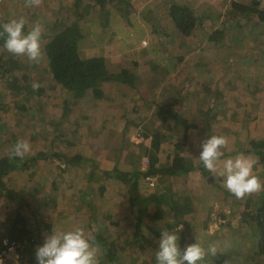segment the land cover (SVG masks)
<instances>
[{
  "label": "rangeland",
  "instance_id": "374dc122",
  "mask_svg": "<svg viewBox=\"0 0 264 264\" xmlns=\"http://www.w3.org/2000/svg\"><path fill=\"white\" fill-rule=\"evenodd\" d=\"M174 1L193 7L198 19L204 15L189 36L178 32L168 7L159 0H128L122 4L113 1L105 11L89 0L1 1L5 7L0 8V21L24 17L25 31L39 23L41 45L60 20L79 23L84 35L80 45L82 57H104L110 72L126 69L134 73L136 80L135 88L107 86L100 100L77 99L48 79L41 58L33 61L27 56L25 62L36 65L28 80L33 85L32 92L23 83L20 86L24 88L19 90L13 88L12 79H0V153L10 151L18 140H26L31 150L25 156L40 152L46 155L45 160L31 169L14 172L6 180L11 189L27 200L23 215L33 232L25 239L28 246L35 243L36 249L53 228L84 227L92 238L98 232L115 243L118 248L115 264H154L161 230L183 229V226L169 228L176 222V212L163 207L165 218L152 230L142 227L138 234L134 227L137 214L130 209L128 186L102 174L132 172L137 168L147 171L143 161L144 157L149 158L145 148L151 147L147 139L152 138L145 139L144 135L151 136L157 130L169 138L158 152L159 160L164 161L168 153H173V144L182 132L165 124L160 107L174 96L180 103L176 112L184 111L188 118L193 114L192 118L200 115L203 119L208 107L219 113L220 118L192 130L188 136L186 153L196 164L201 162L198 159L201 143L210 135L209 130L229 141L224 149L227 157L247 146L254 149L251 141L264 140V57L259 55L264 50V32L256 27V16H247L232 5L254 3L264 9V0ZM152 8L158 19L154 21L156 33L146 17ZM216 30L224 32L219 46L210 39ZM39 89L44 92L39 94ZM256 114L260 117L253 121ZM55 153L95 160L101 179L90 180L91 162L81 161L71 167L55 157ZM245 155L259 159L254 153ZM222 167V161L218 162L215 172L218 182L222 181L219 176ZM197 175H201V182L194 178ZM203 178L204 174L195 170L169 184L174 191L170 197L177 201L183 194L179 202L193 207V212L184 216L191 227L181 240V247L197 240L206 251L211 245L216 253L224 255L227 261L219 264H255L242 261L258 251L253 227L244 226L235 232L232 224H237L242 211L237 215L233 209L230 214L226 212L235 197ZM155 183L151 190L146 179H142L143 195L157 192V179ZM102 185L105 187L101 194ZM16 207L0 197L3 239ZM145 221L154 225L147 217ZM99 252L102 258V250ZM205 260L216 264L211 255Z\"/></svg>",
  "mask_w": 264,
  "mask_h": 264
},
{
  "label": "trees",
  "instance_id": "16d2710c",
  "mask_svg": "<svg viewBox=\"0 0 264 264\" xmlns=\"http://www.w3.org/2000/svg\"><path fill=\"white\" fill-rule=\"evenodd\" d=\"M1 1L2 0H0V8L5 7ZM89 1L94 3V7L105 11L109 3L113 1H118L122 4L128 0ZM159 1L168 7L169 15L174 22V25L176 26L178 32H180L183 36L191 35L193 30L196 28L198 21L200 22L204 19H202L204 15L201 19H198L194 8L187 4L174 0L173 4H168L162 0ZM232 5H234L236 9L239 8L244 11L247 16H256L258 19V25H256V27L260 29L261 33L264 32V9L259 8L254 3L248 5L234 2ZM159 8L156 9L158 10ZM152 10L148 12L146 17L150 25H152V31L156 33L157 30L154 27V25H156L154 21H157L158 19L156 20V17L153 15L154 10ZM127 13H125V15ZM2 23H6V21L1 20L0 24ZM54 26L55 27L49 31L48 40L45 44L41 45V60L42 64L46 67L48 79L64 88L70 97L77 99L100 100L106 94V87L109 85L116 86L119 84L121 86L125 85L135 88L136 80L133 72L123 69L118 73H112L109 71L104 57H82L80 45L84 35L79 23H63V21L60 20V22ZM223 36V31L216 30L211 34L210 39L215 41L219 46L221 43L220 38ZM0 50L2 51V53H0V79H12L14 85L13 88L21 90V88L25 87L28 91L32 92L33 90L31 89H33V85L29 84L28 80L30 77L29 74L33 72L36 65L33 67V65L27 64L24 60L26 56H15L9 53L2 46V41H0ZM5 61H7V63ZM21 83H23L24 87L20 86ZM43 92V89H39V94H42ZM175 97L176 96L160 107V112L164 117L165 124L168 127H175L177 130H181L182 132L173 144V153H168L164 161L159 160L158 152L162 150V145L168 141L169 138H167L162 131L157 130L154 131L151 136L148 134L144 135L145 139L149 137L152 138L147 139L149 140L151 147L147 146L145 148L146 154L149 155V168L147 171L143 172L139 168L134 169L132 172L123 173L103 171L102 175H105L107 178H117L123 184L128 186L130 209L132 211L136 210L137 214L134 227L136 228V232L138 234L142 231V227L146 226L152 230L157 222H161L165 218L166 213L163 207L165 208V206H167L171 208L170 211L172 210L173 212H176V222L173 226L170 225L169 228L177 229L183 226V229L179 232V236L181 240H184V235L191 227L189 225L190 223L184 219V216L192 213L193 207L185 202H179V199H183V194H179L182 198L180 197L177 201L173 199V197H170L174 191L170 189L171 186H169V184L173 183L176 178L179 179V177H184L195 170H199L204 174L203 179L204 181H207L206 183H210L212 186L218 188L221 186L215 176L204 168L202 161L199 164H196V162H194L186 153V144L188 136L191 134L190 132L192 130L204 128L206 124H209V122L215 121L220 117L217 111L212 112V107H208V109L203 112V119L198 114V117L196 118H192L193 114L188 118V115L184 111L176 112L175 108L180 106V103L178 100L174 99ZM189 109H191V107ZM7 110L8 109H5V112ZM65 110V112L69 111L68 106H66ZM56 126V129H58V125ZM250 146L254 149H247L249 148L247 146L242 150L240 149L241 151L237 150L234 152V156L240 153H254L259 157L260 164L264 165V140L260 142L251 141ZM54 155L60 161H63L67 166L71 167L80 164L81 161L91 162L93 164V168L90 170V180L101 179V177L97 174L98 163L95 160L84 158L79 155L70 156L66 153H55ZM45 156L44 152H40L37 155H28L21 159L14 158L11 154V150L4 154H2V151L0 153V197H5L17 206L16 210L13 212L14 217L12 220L11 217L8 220L9 232H7L6 237L10 241L16 242L22 246L21 253L23 258H27L24 259L29 264H36V249L34 248L35 243L28 246V242L25 241L27 236L33 233L31 229L28 228L27 220L23 215V210L28 207V203L22 193L16 192L8 186L6 180H8L10 175L14 172L27 171L31 169L32 166L37 164L40 160H45ZM225 158H227V155L224 153V157H222L221 160ZM262 168H264V166H262ZM146 177H154L157 179L158 183L157 192H150L147 196L143 195L140 185V181L142 179H146ZM212 177L215 179H212ZM260 180L263 182L262 184H264L263 170L260 171ZM104 187V185L100 187L101 194L104 192ZM214 205L215 203H213V206ZM145 217L153 220L154 225L149 226L145 221ZM238 220L244 226L253 227L252 235L258 242L257 253L253 254L254 256L252 255V257H245L242 261L244 263L247 261L254 262L255 264H264V188H261L260 191L250 193L247 199V204L245 205L244 210L242 209V213ZM92 236L95 243L100 246V250L103 252L104 260L99 262V264H115L118 251L115 243L112 241L110 242L98 232ZM3 248V237H0V253L3 251ZM209 261L210 260H204L203 263L208 262V264H213L209 263ZM211 261L219 264L220 262L225 263L227 260L223 254L216 253L215 256L211 255ZM153 263L155 264V261Z\"/></svg>",
  "mask_w": 264,
  "mask_h": 264
},
{
  "label": "clouds",
  "instance_id": "9594fccd",
  "mask_svg": "<svg viewBox=\"0 0 264 264\" xmlns=\"http://www.w3.org/2000/svg\"><path fill=\"white\" fill-rule=\"evenodd\" d=\"M24 17L10 19L0 24L2 46L15 56H27L38 61L42 55V29L36 23L25 31ZM228 141L224 136L209 135L201 143L198 159L206 170L215 173L217 164L224 157ZM31 146L26 140H18L11 149L14 158H24ZM219 171L223 186L237 198L264 188L260 180L259 159H253L243 153L229 156L222 161ZM177 231L161 230L158 247L155 252V264H203L207 255H216V248L209 246L207 251L199 241L181 247V238ZM98 245L88 235L84 227L70 230L51 229L43 243L35 250L36 264H99Z\"/></svg>",
  "mask_w": 264,
  "mask_h": 264
},
{
  "label": "built area",
  "instance_id": "2783aa9c",
  "mask_svg": "<svg viewBox=\"0 0 264 264\" xmlns=\"http://www.w3.org/2000/svg\"><path fill=\"white\" fill-rule=\"evenodd\" d=\"M146 44V42H144ZM145 167L149 168V158L144 157L143 161ZM156 178L146 177L147 188L153 189L156 186ZM3 251L0 253V264H29L24 261L23 255L21 253V245L10 241L8 238L3 239Z\"/></svg>",
  "mask_w": 264,
  "mask_h": 264
},
{
  "label": "crops",
  "instance_id": "0c3cea01",
  "mask_svg": "<svg viewBox=\"0 0 264 264\" xmlns=\"http://www.w3.org/2000/svg\"><path fill=\"white\" fill-rule=\"evenodd\" d=\"M239 3V2H238ZM240 4H246V3H243V2H241ZM262 52H264V50H261ZM262 52H261V54H259V55H261L262 57H264V54H262ZM260 59V58H259ZM108 63V62H107ZM259 90H261L260 88H259ZM261 91H263V90H261ZM259 115L258 114H256L252 119H253V121H256V120H258L259 119ZM200 133V131H198L197 132V134H199ZM209 134L210 135H216L215 133H212L210 130H209ZM203 135V134H202ZM220 136V135H219ZM229 142V141H228ZM245 155V154H244ZM230 156H232L231 154H230ZM234 156V155H233ZM226 159V158H225ZM221 161H223V160H221ZM264 171V168H260V171ZM212 173V175L213 176H217L215 173H213V172H211ZM200 176L201 175H197V176H195L194 178L195 179H199V182H201L202 181V179L200 178ZM212 179H215V178H213L212 177ZM219 183H220V187L221 188H223L224 189V191H228L224 186H223V184H222V181L220 180L219 181ZM227 194H229V196L230 195H232V198H234L235 197V200H232V201H235V202H231V205H230V207L228 208V210H226V212H228V214H230V212H231V209H233V210H235L237 213L235 214V215H237L238 213H239V211H242V209L244 210V208H245V205L247 204V199H248V197H249V195L250 194H246L244 197H242V198H237L236 196H234L231 192H227ZM241 203V204H240ZM237 208V209H236ZM227 217H229V216H227ZM240 217V216H239ZM239 217H237V220H236V222H237V224L235 225V224H232L233 226H234V231L235 230H242L243 229V227H244V225L238 220V218ZM209 227H210V225H209ZM236 232V231H235ZM98 249H99V251H100V246H98ZM98 251V253H101V252H99ZM98 259L100 260L99 262H101V260H104V258H103V256H102V258H100V256H99V254H98Z\"/></svg>",
  "mask_w": 264,
  "mask_h": 264
},
{
  "label": "water",
  "instance_id": "95a60500",
  "mask_svg": "<svg viewBox=\"0 0 264 264\" xmlns=\"http://www.w3.org/2000/svg\"><path fill=\"white\" fill-rule=\"evenodd\" d=\"M162 1H164V2H166L168 4H173V0H162Z\"/></svg>",
  "mask_w": 264,
  "mask_h": 264
}]
</instances>
